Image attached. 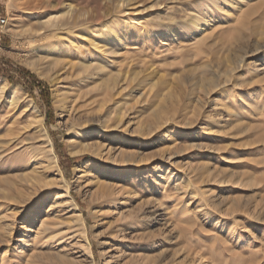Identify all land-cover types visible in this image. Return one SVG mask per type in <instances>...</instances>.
I'll use <instances>...</instances> for the list:
<instances>
[{"label":"rangeland","instance_id":"obj_1","mask_svg":"<svg viewBox=\"0 0 264 264\" xmlns=\"http://www.w3.org/2000/svg\"><path fill=\"white\" fill-rule=\"evenodd\" d=\"M46 1L0 0V62L41 81L0 75V264H264V0ZM69 5L101 16L22 33ZM81 31L75 67L37 51Z\"/></svg>","mask_w":264,"mask_h":264},{"label":"bare ground","instance_id":"obj_2","mask_svg":"<svg viewBox=\"0 0 264 264\" xmlns=\"http://www.w3.org/2000/svg\"><path fill=\"white\" fill-rule=\"evenodd\" d=\"M13 2H14V0H13ZM58 2H59L58 0H47L45 3L47 4L48 7H50L53 10V9L57 8L56 6L59 4ZM119 2H121L122 4H127V6H133V4L137 3L138 0H119ZM111 9H112V4L107 3V10H106L107 14L110 13ZM65 13L70 15L69 20L66 21L63 25L56 27V29L51 28L52 17H53V15H52V16H49L48 18L44 19V20H43V18H40L39 20H37V22H38L37 27L28 26L22 31V33H24V34L32 33L38 37V40H45V39L50 38L51 36L55 37V38H59L62 30L64 31L66 29L78 28L79 26L86 24V23H90L91 21L96 20L97 17L99 18V16H101V14L99 15V10H97L96 8H92L91 10L90 9L88 10L86 5H83L80 8H75L71 5H69V7H68L67 11H65ZM202 20L203 19L201 18V16L198 15L196 17L191 18L189 20V22L186 24V26L194 34L197 35V34H199L198 29L201 28ZM123 24H124L123 26H125V22H123ZM104 28H106L105 25H102V27H100L99 30L102 31ZM158 32L159 31H157L155 28H152L148 31V33L150 35L158 34ZM86 33L87 32H85V31L78 32L77 33L78 36H76L77 38L66 37L65 40L62 41V43L58 42V44H56V47H54L53 49L47 50L48 47L43 46V47H40L37 51L39 54L44 53V52L47 54L49 52L47 56H54L55 58L53 61L55 62L56 65L63 63L64 66L70 65L71 67H75L76 61H73V59L67 60V59H65V57H61L60 54L64 50L70 52L69 50H71V49L68 48V45L69 44L75 45V44H77L76 43L77 41L80 43V41H82L85 38ZM145 33H146V31H145ZM170 34L172 36H174V35H176V32L174 30H171ZM118 35L120 36V34H118V32L111 31L110 33H106L105 35H103V34L100 35L99 38H89L88 43L91 44V46L95 47L96 51L98 50V51L106 52V51H108L109 46L112 44V41L115 40L118 37ZM32 37H34V36H32ZM102 39L105 40L104 43H102ZM77 46H79V45H77ZM77 48H80V47H76L75 49L77 50ZM51 52L53 55H50ZM90 53L93 57L97 55L96 52H94L91 49H90ZM96 57H98V56H96ZM95 59L96 58L94 57V60ZM36 65H37V63H36ZM1 91L4 93V91H6V89L2 88ZM12 97L13 98L11 99V103L14 104L18 101V98L15 95ZM123 117H124V115H121V114L119 115L120 120H122ZM44 131H45V133H44L45 136L43 137L42 144H45V145H44V147H42L41 152L46 153L50 162L56 164L57 161H56L55 156H54V145H53L52 140H51L48 132L46 131V129H44ZM78 146H79V148L75 147L72 149V151H71L72 154H78L81 152H86L90 149L89 144H86V143L79 144ZM34 176L36 177V175H34Z\"/></svg>","mask_w":264,"mask_h":264},{"label":"trees","instance_id":"obj_3","mask_svg":"<svg viewBox=\"0 0 264 264\" xmlns=\"http://www.w3.org/2000/svg\"><path fill=\"white\" fill-rule=\"evenodd\" d=\"M19 72L18 76L16 73ZM0 75L8 78L13 83H19L27 88H32L36 83L41 81L37 76L26 68H15L13 65H5V67L0 62Z\"/></svg>","mask_w":264,"mask_h":264},{"label":"built area","instance_id":"obj_4","mask_svg":"<svg viewBox=\"0 0 264 264\" xmlns=\"http://www.w3.org/2000/svg\"><path fill=\"white\" fill-rule=\"evenodd\" d=\"M4 23H6V18H0V25H3Z\"/></svg>","mask_w":264,"mask_h":264}]
</instances>
